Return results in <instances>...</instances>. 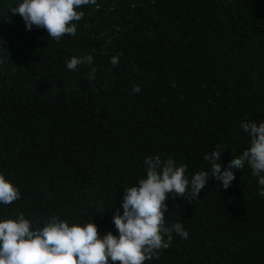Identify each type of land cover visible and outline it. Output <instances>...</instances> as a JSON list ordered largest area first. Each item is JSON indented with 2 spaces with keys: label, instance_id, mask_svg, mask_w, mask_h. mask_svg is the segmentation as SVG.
<instances>
[{
  "label": "trees",
  "instance_id": "obj_1",
  "mask_svg": "<svg viewBox=\"0 0 264 264\" xmlns=\"http://www.w3.org/2000/svg\"><path fill=\"white\" fill-rule=\"evenodd\" d=\"M21 2L0 0V174L20 193L0 221L23 213L36 229L56 216L118 235L112 217L146 157H172L190 180L213 149L223 170L250 147L240 123L264 122V0H96L59 42L26 30L10 11ZM86 55L92 65L67 69ZM234 175L196 200L168 194L165 226L189 237L173 232L145 264H264L258 177L247 164Z\"/></svg>",
  "mask_w": 264,
  "mask_h": 264
},
{
  "label": "clouds",
  "instance_id": "obj_2",
  "mask_svg": "<svg viewBox=\"0 0 264 264\" xmlns=\"http://www.w3.org/2000/svg\"><path fill=\"white\" fill-rule=\"evenodd\" d=\"M95 4L96 0H22L10 11L23 19L26 30L43 28L48 37L59 42L66 34L76 35L74 22L84 16L78 9ZM4 43L0 40V49L5 50ZM93 60L92 55L72 57L66 67L76 71L80 65H92ZM110 63L118 66L119 56L111 57ZM95 71L91 68L90 80L95 79ZM141 90L133 85L129 95ZM240 128L249 135L250 147L232 157L223 170L221 157L225 151L220 148L203 156L210 171H199L190 180L185 175L187 165L177 166L172 157L163 161L158 155L146 157V178L140 179L137 186L123 189V214L117 211L112 217L118 235L108 232L101 237L92 222L70 226L56 216L36 229L23 213L16 219L0 221V264H145L157 258L161 249L170 247L173 232L182 239L189 237L182 223L165 226L168 194L196 200L212 177L226 190L235 179L234 170H242L245 164L258 177V195L264 198V122L257 125L241 121ZM18 199L19 190L0 174V204L9 205Z\"/></svg>",
  "mask_w": 264,
  "mask_h": 264
}]
</instances>
